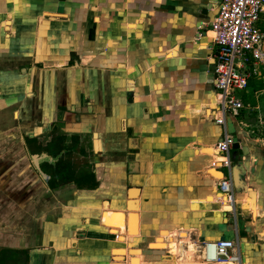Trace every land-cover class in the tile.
<instances>
[{
    "label": "crops",
    "instance_id": "1",
    "mask_svg": "<svg viewBox=\"0 0 264 264\" xmlns=\"http://www.w3.org/2000/svg\"><path fill=\"white\" fill-rule=\"evenodd\" d=\"M220 2L0 0L2 264H264V68L216 123Z\"/></svg>",
    "mask_w": 264,
    "mask_h": 264
},
{
    "label": "built area",
    "instance_id": "2",
    "mask_svg": "<svg viewBox=\"0 0 264 264\" xmlns=\"http://www.w3.org/2000/svg\"><path fill=\"white\" fill-rule=\"evenodd\" d=\"M263 13L264 0H221L218 13L209 24L216 45L213 72L220 115L215 122L220 125H225L227 113L238 117L244 107L236 91L248 87L251 74L248 67H253V74H259L260 66L264 68ZM233 142L234 138L226 133L216 148L228 154ZM221 160L223 165L229 166V158L225 156ZM232 186L231 177L219 182L220 190L225 194L223 203L231 209L235 200ZM201 255L206 263L242 264L238 244L232 240L203 242Z\"/></svg>",
    "mask_w": 264,
    "mask_h": 264
},
{
    "label": "bare ground",
    "instance_id": "3",
    "mask_svg": "<svg viewBox=\"0 0 264 264\" xmlns=\"http://www.w3.org/2000/svg\"><path fill=\"white\" fill-rule=\"evenodd\" d=\"M215 174H217V173H215ZM225 208H230V206H225ZM107 212H109V211H107ZM106 213V212H105ZM104 221H105V223L107 224V223H111L112 225H117V224H114V223H112V222H117V221H114V220H110L109 218H105L104 219ZM111 224H108L109 226H111ZM117 228H115V229H112V232L113 233H117ZM136 233V231L134 232V234ZM168 233L167 232H164L163 233V236H165V235H167ZM169 235V234H168ZM179 235H180V237L181 238H183L184 239V241H188V238H187V234L184 232V231H181L180 233H179ZM171 240H174L173 238L171 239ZM154 246H156V247H166L167 245H166V243H164L163 242V240H162V238L161 239H159L158 240V242L154 245ZM189 248H191V245L189 244ZM193 249V248H192ZM191 249V250H192ZM177 251H178V254L180 255V256H183V258L185 257V252H184V247H183V244H182V242L181 243H177ZM215 263V262H214Z\"/></svg>",
    "mask_w": 264,
    "mask_h": 264
},
{
    "label": "water",
    "instance_id": "4",
    "mask_svg": "<svg viewBox=\"0 0 264 264\" xmlns=\"http://www.w3.org/2000/svg\"><path fill=\"white\" fill-rule=\"evenodd\" d=\"M239 143H238V141H237V139L236 138H234V142H233V144H232V148H234V149H239Z\"/></svg>",
    "mask_w": 264,
    "mask_h": 264
},
{
    "label": "rangeland",
    "instance_id": "5",
    "mask_svg": "<svg viewBox=\"0 0 264 264\" xmlns=\"http://www.w3.org/2000/svg\"><path fill=\"white\" fill-rule=\"evenodd\" d=\"M259 85L262 86L261 83H259V84L257 83V86H259ZM252 86H253V85H252ZM250 92H251V91H250ZM239 93H240L239 91H236V94H239ZM261 98L264 100V95H263ZM263 113H264V112H263ZM190 245H191V244H190ZM192 248H193V247H192V245H191V248H189V249H190V250H189V254L192 252V250H193ZM191 249H192V250H191ZM189 254H187V255H189ZM183 261H184V260H183Z\"/></svg>",
    "mask_w": 264,
    "mask_h": 264
},
{
    "label": "trees",
    "instance_id": "6",
    "mask_svg": "<svg viewBox=\"0 0 264 264\" xmlns=\"http://www.w3.org/2000/svg\"><path fill=\"white\" fill-rule=\"evenodd\" d=\"M262 28L264 29V26H262ZM248 86H249V82H248ZM2 260H3V255H0V264H2Z\"/></svg>",
    "mask_w": 264,
    "mask_h": 264
}]
</instances>
